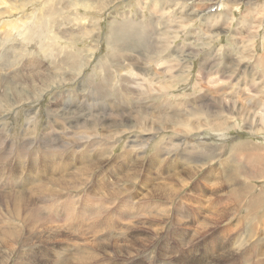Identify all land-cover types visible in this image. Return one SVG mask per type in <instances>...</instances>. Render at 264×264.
<instances>
[{"label": "rangeland", "instance_id": "obj_1", "mask_svg": "<svg viewBox=\"0 0 264 264\" xmlns=\"http://www.w3.org/2000/svg\"><path fill=\"white\" fill-rule=\"evenodd\" d=\"M149 7L0 0V264H264V218L256 214L264 210V156L256 162L264 155V4L253 21L232 24L229 10L217 9L207 28L196 22L216 38L204 42L215 52L204 57L183 48L189 41L161 39L171 33L167 18L150 17ZM112 36L123 38L114 46L122 54L103 66L114 77L101 83ZM64 55L67 65H58ZM163 60L173 66L166 81ZM211 109L220 130L173 123L210 125ZM84 122L110 131L60 149ZM41 135L61 141L48 149H60L53 157ZM205 151L212 158L201 159ZM261 191L254 209L248 200ZM20 206L21 221L13 220Z\"/></svg>", "mask_w": 264, "mask_h": 264}, {"label": "bare ground", "instance_id": "obj_2", "mask_svg": "<svg viewBox=\"0 0 264 264\" xmlns=\"http://www.w3.org/2000/svg\"><path fill=\"white\" fill-rule=\"evenodd\" d=\"M235 2V1H234ZM227 3V2H226ZM176 4V3H175ZM182 4V3H181ZM194 7V6H193ZM198 7V6H197ZM197 7H195V8H197ZM209 7V6H208ZM207 7V8H208ZM211 7V6H210ZM222 8V7H221ZM232 13V12H231ZM220 14V13H219ZM223 14V13H222ZM222 14H221V18H222ZM252 14H253V12H252ZM190 15V14H189ZM202 16V15H201ZM214 16V15H213ZM181 17V16H180ZM185 18H186V16H185ZM192 18V17H191ZM211 18V17H210ZM262 22V21H261ZM209 23V22H208ZM126 24V23H125ZM258 24V23H257ZM204 25H207V24H204ZM264 25V24H263ZM130 28H131V26H129ZM134 27V26H133ZM172 27V26H171ZM170 27V28H171ZM178 27V26H177ZM128 28V27H127ZM173 28V27H172ZM206 28H207V26H206ZM124 29V28H123ZM122 29V30H123ZM173 30V29H172ZM127 32V33H126ZM125 32V38L128 40L131 36H132V32L131 31H126ZM168 33V32H167ZM160 34V33H159ZM113 37V42L110 44L111 46H113V49L111 48V52H109L108 54H107V60H105L104 58H103V60H102V64H100L101 66H102V69L101 70H104L105 71V76L103 77V79H102V82L101 83H107V84H109V82H111L112 80H111V78L112 77H114V76H112L113 74H110V75H108V72H110V71H107V68H105V69H103V66H108L109 67V62H113L114 63V60H115V58L117 57V56H119V55H121L122 53H120L121 51H119V52H117L118 50H114V46H116V47H118V48H121L118 44H116V41L115 40H121V39H123L122 37H114V36H112ZM111 37V38H112ZM135 37L137 38V35L135 34ZM166 37L168 38V41H172V34L171 33H168V35H166V36H162L161 37V39H166ZM118 38V39H117ZM157 39H160L159 37L157 38ZM250 39H253V38H250ZM48 44V43H47ZM47 44H44L43 46H42V49L41 50H43L44 51V53H46V52H48L49 50H50V47H48V45ZM263 45V44H262ZM116 49V48H115ZM168 48H165L164 50L166 51ZM59 51V50H58ZM123 51V50H122ZM126 51V50H125ZM53 52V51H52ZM63 52V51H62ZM117 52V54H115ZM54 53H56V52H54ZM60 53V52H59ZM161 52H159V53H157L156 52V54L158 55V56H161V55H159ZM162 53H164V52H162ZM161 53V54H162ZM61 54V53H60ZM53 55V54H52ZM56 55V54H55ZM71 55H64V57H61V58H59V60H58V65L59 64H61V65H67V61H68V58L70 57ZM125 59V58H124ZM120 61V60H119ZM70 62V64H72V65H74V62L73 63H71V61H69ZM163 63L164 64H167V65H169L168 63H167V60H163ZM56 65H57V62H56ZM36 66V64H34V66L33 67H35ZM110 68V67H109ZM187 68V67H186ZM38 69H40L39 67H38ZM119 69V68H118ZM173 69V66H171V65H169V67H166V68H163V70H162V72H161V74H160V76L162 77V79L164 80V81H166V80H168L169 78H168V76L166 75L169 71H171ZM182 70V69H181ZM36 72V71H35ZM120 72V71H119ZM122 73V72H121ZM119 74V73H118ZM136 75V74H135ZM164 75V76H163ZM166 75V76H165ZM157 76V75H156ZM159 75L157 76V77H160ZM170 76V75H169ZM120 78V77H119ZM154 78V77H153ZM230 79V78H229ZM116 80V79H115ZM126 82V81H125ZM169 82V81H168ZM213 82V81H212ZM214 83V82H213ZM102 85V84H101ZM162 85V84H161ZM173 86V85H172ZM254 86V85H253ZM14 87V86H13ZM124 87V88H123ZM142 87V86H141ZM145 87V86H144ZM155 87V86H154ZM15 88V87H14ZM102 88V87H101ZM104 88H105V86H104ZM121 88L122 89H119V91H116V99H120L121 97V93H122V91H123V89H125L126 87H125V85H124V81L122 80V82H121ZM232 88V87H231ZM16 90V89H15ZM132 90V89H131ZM162 90H166V87L165 86H162L160 89H158V90H155V91H162ZM124 91H126V90H124ZM11 92V91H10ZM17 92V91H16ZM18 92H20V91H18ZM21 92H22V90H21ZM150 92V91H149ZM9 93V92H8ZM135 93V92H134ZM142 93V92H141ZM141 93H140V95H141ZM148 93V92H147ZM167 93V92H166ZM11 94V93H10ZM22 94V93H21ZM29 94V93H28ZM129 94H131V93H129ZM12 95V94H11ZM19 95V94H18ZM137 95H138V93H137ZM249 95V94H248ZM22 96V95H21ZM132 96H134V95H132ZM27 97V96H26ZM263 99H264V93L262 94V96H261ZM28 98V97H27ZM140 98V97H139ZM127 99V98H126ZM130 99V98H129ZM25 100H27V99H25ZM125 100V99H124ZM147 100V99H146ZM216 100V99H215ZM209 101H211V100H209ZM213 101V100H212ZM217 101V100H216ZM252 101H254V103L252 102ZM214 102V101H213ZM249 103H251V105L252 104H254V105H258V104H260V99H256V100H252V98L249 100ZM126 105V104H125ZM233 105V104H232ZM202 106V108H203V105H201ZM164 107H166V106H164ZM168 107V106H167ZM168 108H170V107H168ZM82 111V110H81ZM131 111V110H130ZM162 111V110H161ZM159 109L158 110H156V112H161ZM213 114H214V119L213 120H209L211 123H210V125H208V123L207 122H204V123H201L200 121H197V123H194V122H192V121H186V120H184V121H178V122H176V120L173 122V120H174V116H168V117H170V119L169 120H171L173 123H175L176 125L178 124V125H183V126H185L186 128H188V129H186V130H188V131H193V130H195V129H198V128H200L201 126H203V128L205 127V128H207L206 126H210V129H212V130H217V129H215V128H222V127H224L225 126V124H223V121H221L222 123H220V112H219V110H216V111H213L212 109L210 110ZM155 112V111H154ZM155 112V113H156ZM243 112H245V111H243ZM242 112V113H243ZM65 113V112H64ZM133 113V112H132ZM212 114V115H213ZM160 113H157V114H155V117L156 118H153V121L154 122H157L159 125H163L164 124V122L166 121V119H163V118H161L160 116ZM263 116V115H262ZM154 117V116H153ZM208 117V116H207ZM247 117V116H246ZM100 118V117H99ZM260 118H262V117H260ZM264 118V117H263ZM145 120H146V118H144ZM168 119V118H167ZM209 119H211V118H209ZM152 121V120H151ZM208 121V120H207ZM153 122V123H154ZM200 122V123H199ZM104 123V122H103ZM90 124V125H89ZM102 124V123H101ZM80 126V125H79ZM89 126V127H88ZM103 125H100V123L99 124H92V123H86V122H84L83 123V125L82 126H80V128H79V130H83V131H78V133H76V134H71V136H72V140H67V142L64 144V146L63 147H61L60 149H65V148H72V147H75V142H78L77 144H79V142L80 141H85L87 144H89V145H91V144H93L94 143V141L93 140H91V139H89V137H88V135H90V134H93L94 133V131H96V130H98V128H101L102 130H104V132H107L108 131V127H106V126H104V128L102 127ZM117 126V125H116ZM113 127V126H112ZM76 128V129H75ZM115 128V127H114ZM152 128V127H151ZM219 129V130H220ZM72 130H73V132H74V130H77V127H72ZM152 130V129H151ZM110 131V130H109ZM108 131V132H109ZM150 132V131H149ZM30 133V132H29ZM28 133V134H29ZM34 133V132H33ZM121 132H119V133H117V134H120ZM140 133V132H139ZM27 134V133H26ZM138 135V134H137ZM64 136L67 138V136H66V134H64ZM95 137H96V135H95ZM115 137V136H114ZM114 137H113V139H114ZM137 137V136H136ZM142 137V136H141ZM43 138H47V139H43ZM65 138V139H66ZM143 138V137H142ZM112 139V140H113ZM115 140V139H114ZM141 140V139H140ZM139 140V141H140ZM6 141V140H5ZM111 141V140H110ZM139 141H137V142H139ZM40 142H41V145H43V148L42 149H44V151H45V154L48 156V155H52V157L55 155V154H57V152L60 150V149H58V150H56V151H51V150H54V148L56 147V143L57 142H59V144L61 143V141H59L58 139H56V140H53V139H51V138H48L47 136H45V135H41V138H40ZM50 142H53V144L52 145H48ZM136 142V143H137ZM141 142V141H140ZM7 143V142H6ZM30 143V142H29ZM105 143V142H104ZM129 143V142H128ZM133 142H131V144H132ZM142 143V142H141ZM84 144V143H83ZM133 144H135V143H133ZM1 145V144H0ZM33 145H34V143H33ZM37 145V144H36ZM45 145V146H44ZM32 146V145H31ZM38 146H39V144H38ZM79 146H80V144H79ZM112 146H113V144H112ZM34 147V146H33ZM109 147V146H108ZM134 147H137V146H133V148ZM139 147V146H138ZM143 148H145L146 146L144 145V146H142ZM28 148H29V146H28ZM142 148V149H143ZM12 149V148H11ZM31 149V148H30ZM34 149V148H33ZM48 149H51V150H48ZM111 149V148H110ZM155 150V152H158L159 151V149H154ZM176 150V149H175ZM21 151V150H20ZM25 151V150H24ZM30 152V151H29ZM132 152V151H131ZM130 152V153H131ZM206 152V151H205ZM28 153V152H27ZM129 153V154H130ZM23 154H24V152H23ZM128 154V153H127ZM128 154V155H129ZM186 155H187V158H189L190 157V155L188 154V152H186ZM263 156L264 155H260V156H258L257 158H256V162L257 163H261V161L263 160ZM111 157V156H110ZM109 157V158H110ZM124 158H126V157H124ZM140 158H142L141 156H140ZM200 158L201 159H210V158H212V155H211V153H202L201 154V156H200ZM43 160V159H42ZM138 160V159H137ZM187 160V159H186ZM44 161V160H43ZM121 162V161H120ZM51 163V162H50ZM183 163V162H182ZM250 164V162H248V164L246 165V166H250L249 165ZM142 165V164H141ZM262 166V165H261ZM129 167V166H128ZM231 167V166H230ZM183 169V168H182ZM239 169V168H238ZM248 169H249V167H248ZM231 170V169H230ZM229 169H228V171H230ZM170 171V170H169ZM126 172V171H125ZM246 172V171H245ZM231 173V172H230ZM235 172H233V174H234ZM241 173V172H240ZM60 174H62V173H60ZM237 175V174H236ZM180 176V175H179ZM163 178V177H162ZM51 180H57V179H54V178H52ZM60 181H63V179H61V180H59V182L58 183H60ZM221 181V180H220ZM230 182H231V179L229 180ZM259 181V180H258ZM34 182V181H33ZM246 181H244V183H245ZM64 183V182H63ZM70 183V182H69ZM71 183H73V182H71ZM66 184V183H65ZM74 184V183H73ZM155 184V183H154ZM208 184V183H207ZM26 185H28V184H26ZM250 186V185H249ZM61 188V187H60ZM76 188V187H75ZM73 189V188H72ZM251 190V189H250ZM36 191H37V189H36ZM41 191V190H40ZM20 193V192H19ZM42 194L44 193L43 191L41 192ZM30 194V193H29ZM63 194V193H62ZM254 195H255V193H253ZM38 195V194H37ZM40 195V194H39ZM51 195V194H50ZM252 195V194H251ZM263 195V192L261 191V192H256V195L252 198V199H250V200H248L249 202H250V204H251V207H253L254 209H256L257 207H259V204H260V199H261V196ZM39 197H43V196H39ZM250 197H252V196H250ZM19 198L20 197H15V199L17 200L16 201V203H15V205H17V202H18V200H19ZM21 199V198H20ZM237 200V199H236ZM22 201V200H21ZM213 201V200H212ZM261 202H264V201H261ZM167 203V202H166ZM236 204H237V202H236ZM263 204V203H262ZM249 206V205H248ZM15 207V206H14ZM263 207V206H262ZM261 207V208H262ZM17 208V207H16ZM261 208H259L258 210H257V215H260L261 213H262V217L264 218V210L262 209L261 210ZM31 209H34V207L32 208L31 207ZM215 209V208H214ZM21 206L19 207V208H17V209H15V211H12V218H13V220H15V218L16 219H18V220H20L19 219V214L21 213ZM36 211V210H35ZM32 212H34V211H32ZM247 213H253L254 214V217H256V214L252 211V209H249V210H247L246 211ZM29 213V212H28ZM41 215V214H40ZM29 218V217H28ZM253 219V218H252ZM24 220H25V218H24ZM249 220H250V218H249ZM262 220V219H261ZM21 221V220H20ZM248 221V220H247ZM246 221V222H247ZM251 223V222H250ZM262 223V222H261ZM263 223H264V221H263ZM257 224V223H256ZM251 226V225H250ZM254 226V225H253ZM202 227V226H201ZM231 230V229H230ZM9 231V230H8ZM8 231H6V232H8ZM249 231V230H248ZM122 233V232H121ZM264 234V233H263ZM186 237V236H185ZM262 238V237H261ZM262 241V240H261ZM148 242V241H147ZM253 242V241H252ZM235 243V242H234ZM150 244V243H149ZM254 244V243H253ZM259 245V244H258ZM262 246V245H261ZM79 247V246H78ZM236 249V248H235ZM77 250H78V248H77ZM52 251V250H51ZM253 251H254V249H253ZM172 252V251H171ZM264 253V252H263ZM262 253V254H263ZM258 254V253H257ZM260 254V253H259ZM262 254H260V255H262ZM131 256V255H130ZM137 256V255H136ZM263 256H264V254H263ZM63 258V257H62ZM260 258V257H259ZM249 260V259H248ZM251 260V259H250ZM261 261V260H260ZM3 262V261H2ZM60 262V261H59ZM4 263V262H3ZM257 263V262H256Z\"/></svg>", "mask_w": 264, "mask_h": 264}, {"label": "crops", "instance_id": "obj_3", "mask_svg": "<svg viewBox=\"0 0 264 264\" xmlns=\"http://www.w3.org/2000/svg\"><path fill=\"white\" fill-rule=\"evenodd\" d=\"M143 1L150 4L151 7H149V10H152L154 8L152 12L148 13L150 17L162 18V19L167 18L166 21L168 24V32L172 33L171 39L191 42L189 46L184 45L183 48L189 47L192 50L191 55L197 57L214 55L215 54L214 49L210 48V45L204 42L213 43L216 41V38L212 37L208 39L206 36H204L203 35L204 31H202L201 33L200 32L201 28L195 26L196 22L201 23L203 27H206V25L204 24H207V22L210 21L209 20L210 16L213 15L216 16L221 10H229V18L232 24L235 21V19H236V23L240 19L241 21L242 20L253 21L255 15L254 8L256 7V5L264 4V0H260L256 3L254 2L252 3L251 0H230L229 6L225 4V0H143ZM212 5H217L218 6L217 9H220V11L217 12V9L213 12L208 11L210 6ZM171 7H173V11ZM180 16L182 17V21L178 24V27L176 26V24L174 26L171 18H180ZM115 17L116 16L110 19L114 20ZM157 22L161 23L163 21L157 20ZM169 24H171L173 28ZM261 52H262L261 57H263L262 62L264 64V52L263 50Z\"/></svg>", "mask_w": 264, "mask_h": 264}]
</instances>
